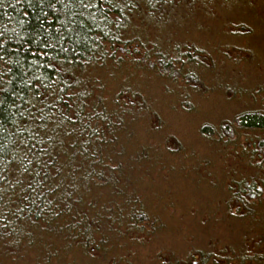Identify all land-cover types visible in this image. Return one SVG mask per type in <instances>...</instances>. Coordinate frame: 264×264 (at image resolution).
Segmentation results:
<instances>
[{
    "label": "trees",
    "instance_id": "1",
    "mask_svg": "<svg viewBox=\"0 0 264 264\" xmlns=\"http://www.w3.org/2000/svg\"><path fill=\"white\" fill-rule=\"evenodd\" d=\"M255 1L0 0V264L108 262L111 234L128 238L123 252L157 228L152 174L176 163L233 165L231 219L264 227V109L202 125L188 154L145 93L151 78L168 93L164 80L201 81L193 34ZM244 230L185 264H264V253L248 256Z\"/></svg>",
    "mask_w": 264,
    "mask_h": 264
},
{
    "label": "rangeland",
    "instance_id": "2",
    "mask_svg": "<svg viewBox=\"0 0 264 264\" xmlns=\"http://www.w3.org/2000/svg\"><path fill=\"white\" fill-rule=\"evenodd\" d=\"M226 16L233 19L231 24L216 18L205 22V29L191 37V44L204 53L202 58L191 54L201 65L200 73H205L201 81L191 78L182 86V78H177L172 86L164 80V84L176 88L174 93L161 90V82L154 78L145 84V93L153 92L159 99L167 131L189 148L188 154L193 147L200 148L202 125L218 126L248 110L264 109V0H256L252 7L226 11ZM174 141L173 137L171 143ZM227 167L233 165L203 167L196 172L176 163L168 167L170 170L153 173L154 186L163 196L149 199L147 208L158 220L157 228L148 236L141 231L129 236L131 245L123 252L128 238L109 234L115 248L108 247L114 252H108V262L101 259L98 264H185L199 251L226 250L227 245L240 239L245 228L249 230L248 256L264 253V227L250 221L251 215L245 217L243 226L231 219L234 211L226 204ZM197 176L205 179L198 180ZM258 233L263 239H256ZM252 238L256 240L252 242ZM127 255L128 262L123 259Z\"/></svg>",
    "mask_w": 264,
    "mask_h": 264
}]
</instances>
